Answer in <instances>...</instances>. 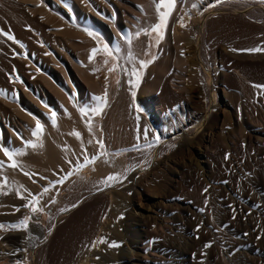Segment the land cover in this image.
I'll list each match as a JSON object with an SVG mask.
<instances>
[{"label":"rangeland","instance_id":"rangeland-1","mask_svg":"<svg viewBox=\"0 0 264 264\" xmlns=\"http://www.w3.org/2000/svg\"><path fill=\"white\" fill-rule=\"evenodd\" d=\"M0 3V12L3 14L1 17L4 20L2 24L5 22L4 26L0 25L3 26L1 30L4 28L3 33L14 37L12 26L7 27L6 21L14 13L22 17L21 20L27 18L32 21L33 17L37 18L36 21L41 23L37 26H46L45 32L38 27L41 29L40 33L36 28L37 33H34L31 23L23 25V29L29 31L31 36L30 40L28 38L30 45L37 48L36 51L33 50L34 54L28 47L24 54L22 48L26 47L27 40H23V37L19 40L15 37L9 39L7 35L0 34L2 44L5 40L13 44L0 43L5 50L9 46L6 51L2 48L5 53L0 50V55L13 60L12 63L20 59L21 65L28 68L25 70L23 67L24 72L21 68L15 77L14 65H9L11 61L4 60L1 55V61H7V66L0 62L3 65L0 68L10 66V70L2 71L4 68H1L3 78L0 82V89L7 92V96L0 95V161L4 162L0 166V179L4 181L0 180V225L4 226L0 228V264H33L35 260L42 264L45 263L44 259L47 264H75V259L81 252L79 250L89 242L92 235L90 228H87L88 222L91 225L96 218L98 220L95 221L100 222L101 216V221L104 216V220L107 218L105 221L108 227L106 226L105 231L109 232L108 228H111L110 231L113 232L109 233L110 237L116 235L120 242V254L129 252L135 255L134 264H264V88L255 87L264 83L244 78L245 81L248 80L249 86L243 91L240 85L242 78L236 72L242 71L244 63H261L264 56L249 58L245 62L234 56L231 47L233 44L220 43L215 63L219 101L207 120L202 119L207 106L204 93L171 91L159 96L164 114L139 104V108L133 110L131 119L124 121L112 106L115 89L122 78L120 61L115 54L102 56L103 51H99L93 60L92 72L99 78L102 86L110 81L112 90L106 100L107 106L100 115L91 111L82 114L81 108L95 107L88 99H82L79 88L75 87V97L70 93L61 71L70 62L66 55L74 53L71 41L73 37L68 36L70 38L66 39L64 33H55L58 45L64 48H60L61 51L56 42H53L54 28L74 33L76 30L80 31L84 37L95 42L94 37L88 34L89 31L95 33L94 25L87 19L89 16L75 18V8L82 5L81 0H0ZM176 4L177 1L174 0L163 39L155 40L154 58H157L158 45L166 37L168 22ZM68 9L73 12V17L66 15ZM42 10H48L49 16L56 20L69 18L70 23L53 27L51 22H45L46 15L43 19L44 15L40 12ZM8 12H11L10 16L5 19V13ZM231 18L228 19L229 22L225 21L227 23L221 21L224 25L220 21L221 24L217 22V25L220 28L228 25V29L237 31L236 33L242 32L239 34L247 33L242 29L249 30L252 26L247 30L248 36L263 40V16L262 22L254 18ZM46 31L50 33L49 36ZM41 33H46L51 38V41L47 40L42 44L49 43L48 47L57 58L61 52L59 63L51 61L47 45L43 46L40 45L42 41L38 42ZM52 43L56 44L55 49L60 52L52 48ZM105 45L111 48L110 42L104 41L100 49ZM90 47L99 48L97 42ZM26 55L35 64L34 70L27 66L24 60ZM212 56L209 51L206 59L210 63L213 62ZM105 60L108 61L107 64L104 63ZM114 65L119 66L115 71L109 72L108 69ZM96 69L99 70L94 71ZM46 78L71 100L64 110L58 100L54 101L49 97ZM174 84H179L178 78L174 79ZM13 105H20L21 115ZM52 112L56 113L55 125L51 119ZM37 119L43 125V133L53 135L58 132L60 135L62 127H67L64 124L68 121L69 127L72 126L70 123L73 127L74 124L76 127L78 124L79 127L84 125L81 127L82 133L86 129L85 148L75 152V158L70 156L73 155L72 152L67 153L70 158L66 154L62 162L53 166L48 173L43 170H28L29 187L18 193L9 189L5 183L4 175L11 167L12 160L5 156L3 148L25 154V150L30 148L25 142H37L38 138L32 135ZM66 120L67 123H64ZM86 122L90 123L91 132ZM200 122L203 123L202 128H199ZM179 131L187 134L174 136ZM156 137H159L158 142ZM98 140L103 142V148L96 143ZM154 148H157L158 151L155 152L159 153V157L153 158ZM109 176L117 179L109 181ZM46 192H53V196L46 198ZM33 197L37 198L38 203ZM32 207L42 210L32 212ZM26 217L27 228L13 227L20 225ZM96 222L94 224H98ZM85 226L87 229H84ZM83 229L84 232L88 230L85 238ZM103 233L102 235L105 234ZM78 237L85 241L82 242ZM72 239H77L74 241L76 245L71 243ZM106 243L109 246V242ZM73 245H78L77 250ZM99 248L97 252L101 251L103 254L106 247L100 245ZM124 249L128 252L121 251ZM95 258L97 256L89 264H102L101 259L96 262ZM104 262L108 264V261ZM129 263L130 261L127 262Z\"/></svg>","mask_w":264,"mask_h":264},{"label":"bare ground","instance_id":"bare-ground-1","mask_svg":"<svg viewBox=\"0 0 264 264\" xmlns=\"http://www.w3.org/2000/svg\"><path fill=\"white\" fill-rule=\"evenodd\" d=\"M176 1H177L176 8L174 12L172 13L170 20L168 22L166 37L158 45V48L156 51L157 58H154L153 54H154V48H155V43H156L155 40L158 38V34H154L151 31V27L158 22V13L156 12L155 7L153 5V0H81L82 5H79L78 7L75 8V18L76 17L86 18V16H89V18L87 17V19H90L89 21H91L92 24L94 25L93 28L95 30V33L93 32L92 36L94 37L95 42H93L89 37H84L82 35V32L77 31V30L74 33V32H70L67 30H63V29L61 30L58 28H54V29L52 28L54 32L53 34L55 35L54 41L53 40L52 41L56 42L57 45L59 42L58 37H57L58 33L59 34L61 33V35L64 33L66 36V39L70 38L68 36L73 37L71 38V41L75 48L74 53L70 54V56L68 55L69 53L66 55L68 56L70 60L69 65L65 68H61L62 70L60 69L62 71V75L64 76L65 84L67 83L69 85L68 87L70 88V93H72L73 96L75 97V87L79 88V90L82 93V99H85V100L88 99L87 101H89V103L91 102L92 106L94 107H96L99 104V101L95 100L94 97H98V96L102 97L104 96L106 92L107 93L106 100L109 99L110 91L112 90L110 81L108 83L106 82L107 83L106 86H102V83H100L101 81H99V78H96V76L93 75V72H92L93 61L92 62L89 61V55L91 52L90 46L95 45V43L97 42V45L100 48L101 44L104 41H106V42H110L112 49H115L117 45H119L121 48V51L119 53H114L120 61L121 69L119 71L121 73L122 78L115 89V93H114L115 100H114V103H112V106L114 107L115 112L119 114L122 120L125 121L128 119H131V116L134 115L133 110L134 109L137 110L139 108V104L145 105L149 110L154 108L156 109V111L164 114V110L162 108V105L160 104L161 98L159 96L161 93H165L167 95V93L171 91L172 92L182 91V93L185 92V94H190L192 91L198 92V93L200 92L204 93L206 96V100H207V106H206V111L202 115V119L207 120L210 117L212 110H214L215 105L219 101L218 88L215 82L216 80L215 78L217 75V72L215 71L216 70L215 63L217 61L216 58H217L218 48L220 47V43L222 42L221 43L222 45H224L223 43H225V45L233 44L234 46L232 45L231 47L233 49L234 56L240 59H243L245 62H247L246 59H249V58L264 56V38L262 40V39H256V38L250 37L251 35L248 36L249 35L248 31L250 30V27L252 26L249 27V30L247 29L248 31L245 30L246 28L242 29L244 30V32H247L245 33L247 35H245V34H239L242 32L236 33L237 32L236 30H235L236 32H234L233 30L228 29L229 27L228 25L222 26L220 28L219 25H217V22L219 21L229 22L228 19H232L231 16L232 17L234 16V18L236 19L237 18L239 19L240 18L241 19L242 18H252V19L254 18L257 20H261L262 22V16L264 17V0H176ZM0 4L2 5V3ZM140 6L143 7V11H141ZM4 7H1V8L5 9ZM68 10L69 11L66 15L73 17L72 15L73 12L70 9ZM161 11H167V9L162 8ZM14 12L15 11H13V13ZM40 12H42V14L44 15V16L41 15L43 16V19L46 18L47 20V21L45 20V22H49V23L51 22L50 24L52 26L54 24L53 27H56L55 25L57 26L61 24L67 25L66 23H70L69 18L68 19L66 18V20L63 19L61 21V20H56L55 18L49 16L48 10H42ZM91 12L93 13V15H91L92 14ZM10 13L9 12L5 13V16H4L5 19L10 16ZM20 15H22V13ZM1 16L3 17V14L1 15V12H0V17ZM12 16H10L12 18L9 17L8 19H6L8 23L7 27L8 25L10 27L12 26V29H11L13 30L12 35H14L16 39L19 40V39H22L23 37V40L25 39L27 40L26 47L22 48L24 51V54H26L27 47L30 49V52L34 54L36 51L35 49L37 48L34 49L35 46L32 47L33 45L32 46L30 45L31 42H29L30 40L29 37L31 36L29 35V31H27L26 29H23V27L31 23L32 25L30 24V26L34 28V29L32 28L33 32L36 31L37 33V30L39 32L41 29H42L41 31L45 32L44 30H46L45 29L46 26L41 25V26H44V28L37 26V24L40 25L41 23H38L40 21L38 22L36 21L37 19L36 17H35L36 19H34L33 17L32 21H30L27 18H23L24 20H21L22 17L20 18V16L15 15V13L12 14ZM2 17L0 18V25L4 26L5 22L2 24V22L4 21ZM240 23H239V27L241 26ZM7 27L5 24V30ZM38 27H40L41 29ZM35 28L37 30H35ZM52 29L50 30L52 31ZM142 29H149V34H145L142 31ZM252 30L253 29H251V31ZM261 30H262V27H261ZM2 31H4V28ZM138 31L141 34L139 37H136L135 33ZM46 33L48 34L47 31ZM46 33L44 35H42L43 33L39 34L40 36L38 35L40 39V41L38 42L42 41L40 45H43V46L47 45L46 47H48L49 43L42 44L44 42H48L51 39L47 37ZM55 33H57V35ZM126 35H131L132 37V45L130 47H131V51L136 57L135 60H130L127 57L129 45L127 44L124 38ZM263 37H264V34H263ZM36 39H38V37ZM5 42L7 41L5 40ZM5 42H3V44L2 42L0 43L4 45ZM23 42L24 41H22V43ZM10 44L8 43L7 45H10ZM52 44L54 46L52 48L54 50H57L55 49L56 44L55 45L54 43ZM8 47L6 48L8 49ZM2 48L4 49L5 47L1 46L0 50H2ZM12 48L14 50V47ZM60 48L64 50L62 46L58 45L59 50ZM254 48H260L262 49V51H259V52L247 51L249 49H254ZM33 50H35L34 53H33ZM46 50L47 51L49 50L51 52V53L49 52L50 54L49 57L52 58L51 61L55 63L60 62L61 58L59 57L61 56V52H60L61 50L60 51L57 50L58 52H60V56H58V58L56 57L57 55L55 56L53 51H51V48L48 47L46 48ZM46 50L43 47V51H46ZM209 51L213 54L212 63L208 62L206 59V56L209 53ZM16 53H17V50H16ZM105 54L106 53L103 52L102 56H105ZM47 55H48V52H47ZM2 56L0 58L2 59L3 57L5 58V56L3 57ZM26 57H24V60L26 61L27 66L31 70H34L35 64L28 57L27 58ZM2 59H0V62H2L1 61ZM6 59L7 58H5L4 60ZM19 60L15 61V63L14 62L12 63L13 60L7 59V61H11L10 63L8 62L9 65L11 63L14 65V72L13 71L12 72L15 75V77L16 75H18L19 70H21V68H22V71L24 69L25 70L28 69V68L26 69L25 65L22 66ZM141 60L151 61V63H149L146 68H143L139 63V61ZM7 61L2 62V64L4 63L6 64ZM5 64L4 66H7V64L6 65ZM8 67L6 68L3 67L4 69L1 67L3 70L0 68V80H1L0 82H2V78H3L1 72L5 71V69H9ZM23 67L25 68L23 69ZM133 67H135L141 74L138 87L136 86V77L132 75ZM242 68H243L242 71L239 72L237 70L236 72L238 73L237 75L239 76V78H242V80L240 79V81H242L240 85L243 91H245V89L249 86L248 80L245 81L244 78H251L252 80H256V81L259 80V82L264 83V60L259 64L250 63V62L244 63ZM30 72L32 73L33 71H30ZM176 78L179 79V84L177 85L174 84V79ZM45 81L47 82L48 88L50 90L49 97L51 98V100H54V101L58 100L59 103L62 104L60 106L63 108V110L67 108V106L65 105H68V103H70L71 101L69 100V97H67L68 95L67 96L64 95L65 93H63L61 89H59L56 85L50 82L47 78L45 79ZM205 87L207 90L205 89ZM133 93H135V95H133ZM142 94H144V96H142ZM19 106L13 105V108L15 109L16 112L20 114L22 111ZM113 107L109 109L112 110ZM177 118H178L177 120H179L180 116L178 115ZM180 121H183V119L182 120L180 119ZM64 123H67V120L66 122L64 121ZM109 123L110 122H108V124ZM68 124H69V121L67 124H64V125H67V127H62V129L60 128L61 129L60 135H59V132L58 134H56L55 131L53 130L51 131L55 133L54 135L49 132L42 133V135L37 139V142H35L37 143L36 148H32V147L27 148L23 156L21 155L17 157L16 161L19 164V167L15 169L13 167H9L6 170L5 175H4L5 183L9 189H12L18 193L24 192L29 187L28 176L25 175V173L28 170H43V171H47L48 173L49 172L48 170H50L53 166L55 167V165L62 162L63 157H65L67 153L69 154L73 153V155H70V156H73L75 158L74 153L79 151L81 148H85L84 142L86 141V135L84 134V131H86V129L82 133V130H83L82 127H84V125H81L82 127L81 126L79 127L80 124H78V127H76L77 125L75 126L74 124V127H73V124L70 123V125L72 126L69 127ZM120 127L122 129V126ZM202 127H203V123L200 122L199 128H202ZM48 128L50 129L49 126ZM124 130H125V127H124ZM77 132L80 133L79 137L74 135V133H77ZM186 134H187L186 132L179 131L178 133H175L174 136L180 137ZM30 138L32 139V137ZM155 151H158L157 148H154V151L152 154L153 158L159 157V153ZM69 154L67 155L69 156ZM0 180L3 181L2 178ZM28 190L30 191L31 189H28ZM52 196H53V192L45 193L46 198H51ZM66 213H69V212H66ZM67 215L68 214H66V216ZM98 216H99V213H98ZM104 217H103V221H101L102 220V216H101V220L99 219L100 222L95 221V220H98V218L96 219L92 218L94 222L91 225H90V222H88L90 227L88 225L87 228H90L92 232L91 238L89 239V242L83 245V247L79 250L82 252V254H80L81 252H79L78 256L75 259V262L74 261L73 262L75 264H89V262L94 260V257L97 256V258H95L96 262H97V259L98 260L101 259V261H103L102 264L105 263L104 260L108 261V264H127V262L129 261L131 264H134L133 262L136 258L135 255L133 253L132 254L129 253L127 249H124L121 251H125L128 253L123 252L124 254L123 253L120 254L121 244L118 241L116 235L110 237L109 233L111 232L112 234L113 232V231H110L111 228H108L109 232L105 231L106 226H107L106 224L107 222L105 220L107 218L104 220ZM95 222L98 224H94ZM87 228L85 226L84 229H87ZM84 229L82 231L83 232L82 234H85L83 235V237L84 236L86 237L88 230H85V232L87 231V233H85ZM77 230H80V229L78 228ZM103 231L107 232L108 234L104 232L106 234L105 235ZM102 233L104 235H102ZM82 234L80 232V235ZM75 237L76 235L73 236V238ZM84 238H79V240L82 239V242H84L85 241ZM102 239L104 240L106 239L107 241H104V242L105 243L109 242V246H107L108 245L107 243L100 244ZM72 240L73 241L71 243L76 245L75 242L77 241V239L76 241L74 239ZM99 244L102 247L103 246L106 247L104 248L105 252L103 254L100 253L101 251H99V253L97 252L100 246ZM110 244L111 245L116 244L117 246L112 247L110 246ZM74 245L73 247H75ZM78 245L80 247V243ZM75 250H77V248ZM100 250H102V248ZM43 261L46 263L45 259ZM39 263L37 262V260L33 262V264H39ZM45 263H42V264H45Z\"/></svg>","mask_w":264,"mask_h":264},{"label":"snow or ice","instance_id":"snow-or-ice-1","mask_svg":"<svg viewBox=\"0 0 264 264\" xmlns=\"http://www.w3.org/2000/svg\"><path fill=\"white\" fill-rule=\"evenodd\" d=\"M153 5L155 7V10L156 12L158 13V22L156 24H154L152 27H151V31L152 32H156L158 34V40L159 39H163V35H164V29L167 25V21H168V18H169V15L171 13V10L172 8L174 7V0H153ZM141 7V11H143V7ZM162 8H166L167 11H161ZM85 31H88L87 29H85ZM142 31L145 33V34H149V29H142ZM0 34H3V35H7L9 39H14V37H12L11 35H9L8 33H3L2 30H0ZM88 34L90 36L93 35L92 32H88ZM140 32H136L135 33V36L136 37H139L140 36ZM125 40L127 42V44L129 45V49H128V52H127V57L130 59V60H135L136 57L135 55L133 54V52L131 51V45H132V37L131 35H126L125 37ZM158 42V41H157ZM19 43V42H17ZM23 47V45H21ZM99 51H103L104 53H106L108 56H114V53H119L121 51V48L119 45L116 46L115 49H112L110 47H108L107 45H105L103 47V49H100V48H93L91 49V52H90V55H89V61L92 62L96 56V54L99 52ZM247 51H250V52H259V51H262V49L260 48H254V49H249ZM105 64L108 63L107 60L104 61ZM140 65L143 67V68H146L148 66L149 63H151V61H139ZM119 65H114L112 68H109L108 71L109 72H112V71H115L116 70V67H118ZM99 69H96L94 71H98ZM132 75H134L136 77V86L138 87L139 85V81H140V72L135 68L133 67L132 69ZM255 87L257 88H264V85H255ZM0 95H4V96H7V92L6 90H2L0 89ZM133 95H135V93H133ZM106 97H107V93L105 92L104 96H98V97H94L95 100L99 101V104L95 107V108H91V109H85V108H81L80 111L82 114H87L89 111L91 112H94L96 115H100L101 112L103 111L104 107L107 106V101H106ZM45 107H47V105H45ZM56 113L55 112H52V115H51V119H52V123L55 125L56 124ZM86 125L88 126V130L89 132L92 131V128H91V125L90 123L86 122ZM43 125L41 124V122L39 121V119L36 120V128L33 130L32 132V135L33 136H36L37 138H39L42 133H43ZM74 135H76L77 137L80 136V133H74ZM23 139V138H21ZM159 140V137H156V141L158 142ZM91 143V141H89ZM26 143L32 147V148H36L37 147V144L35 143H32L31 141H26ZM97 144H99L100 148H103L104 145H103V142L98 140L96 141ZM3 151H4V154L6 157L9 158V160H12V164H11V167H13L14 169L19 167V164L17 163V161L14 159V157L16 156H20V155H23L24 153L21 152V151H18V150H10L9 148H3ZM103 154V153H102ZM3 161H0V166H3ZM25 175H29V173H25ZM109 181L111 180H114V179H117V177L115 176H109L107 178ZM45 191H47V189H45ZM34 201H36L38 203V200L36 197H33ZM18 210V209H17ZM32 212H37L38 210H42V209H38L36 207H32L31 208ZM24 227V228H27L28 226V218L26 217L23 221H21L20 225H14L13 227ZM4 227L3 225H0V228ZM104 241L101 240V243H103ZM112 247H116L117 245L116 244H112L111 245ZM210 246V245H209ZM17 264H19V262H17Z\"/></svg>","mask_w":264,"mask_h":264}]
</instances>
